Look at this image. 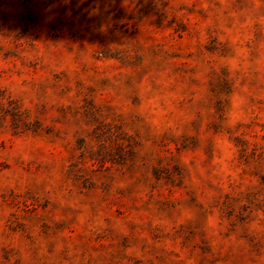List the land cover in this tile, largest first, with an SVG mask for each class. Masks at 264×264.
<instances>
[{"label":"rangeland","instance_id":"rangeland-1","mask_svg":"<svg viewBox=\"0 0 264 264\" xmlns=\"http://www.w3.org/2000/svg\"><path fill=\"white\" fill-rule=\"evenodd\" d=\"M0 264H264V0H0Z\"/></svg>","mask_w":264,"mask_h":264}]
</instances>
